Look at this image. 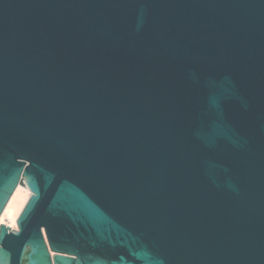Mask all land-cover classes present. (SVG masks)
Returning <instances> with one entry per match:
<instances>
[{"label":"water","instance_id":"95a60500","mask_svg":"<svg viewBox=\"0 0 264 264\" xmlns=\"http://www.w3.org/2000/svg\"><path fill=\"white\" fill-rule=\"evenodd\" d=\"M0 264H264V0H0Z\"/></svg>","mask_w":264,"mask_h":264},{"label":"bare ground","instance_id":"6f19581e","mask_svg":"<svg viewBox=\"0 0 264 264\" xmlns=\"http://www.w3.org/2000/svg\"><path fill=\"white\" fill-rule=\"evenodd\" d=\"M32 195L33 192L26 182L25 185L19 183L0 216V223L18 231L19 217Z\"/></svg>","mask_w":264,"mask_h":264}]
</instances>
